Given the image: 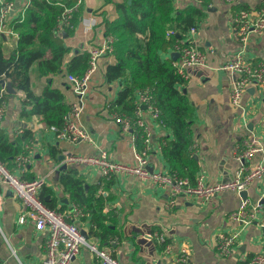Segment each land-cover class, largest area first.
<instances>
[{
	"label": "crops",
	"instance_id": "0c3cea01",
	"mask_svg": "<svg viewBox=\"0 0 264 264\" xmlns=\"http://www.w3.org/2000/svg\"><path fill=\"white\" fill-rule=\"evenodd\" d=\"M56 1L62 4L64 0ZM119 1L82 0L72 32L62 34L63 44L68 48L62 71L41 75L33 65L29 73L33 93L40 94L49 84L63 94L68 108L73 102L79 104L72 123L85 129L89 140L61 139L56 129L45 125L39 116L21 115L22 99L5 89L8 96H4L6 109L0 119V129L10 138L20 134L24 128L31 129L33 133L26 149L28 163L25 168L16 170L13 157L10 169L22 179L27 176L43 179V185L49 189L45 200H53L54 208L64 212L77 202L63 190L59 180L62 173L74 168L86 187L97 184L93 195L97 201L95 204L101 202V210L96 211V217L103 218L104 224L112 230V236L100 242L88 235L92 214L78 203L82 207V215L74 217L73 222L90 242L106 249L120 264H174L182 248L188 250L189 264H244L264 249L261 226L264 222V177L254 178L245 189L246 199L252 205H261V209L249 223H243L228 216L242 200L234 190H222L204 201L194 196L178 195L170 204L168 186L148 182L136 173L120 172L105 179L101 178L95 166L67 162L68 154L98 155L104 152L111 161L134 166L136 155L145 152L147 171L168 173L162 146L160 149L157 147L163 142V136L170 135V130L149 119L146 109H143L141 114L150 133L146 149L138 128L124 131L110 117L113 111L108 109L109 103L116 99L121 88L119 80L107 82L104 78L106 67L116 62L113 54L106 53L98 58L82 94L74 92L65 81L66 62L76 51L87 52L90 44H104L107 38L105 21L119 16L116 6ZM239 1L254 10L264 5V0ZM10 2L13 8L7 25L14 18L23 17L28 5L27 0ZM192 4L191 0H173L176 11ZM196 5L201 13L192 41L204 52L205 65L188 68L185 84L179 88L187 94L193 107L191 128L193 156L197 160L196 177L202 174L205 183L212 184L231 179L241 165L243 174H246L264 159V82L248 86L241 96L239 107L230 104L234 76L219 67L240 46L233 36L232 17L236 9L223 0H204L203 4ZM14 33L6 32L3 38L6 55L13 52L16 45L17 33ZM173 50L169 47L161 56L171 57ZM244 55L250 63L264 65V32L249 34ZM250 136L258 139L262 151L240 163L233 155V148ZM61 154L64 159L59 161ZM62 163H67V166L59 170ZM86 194H91L90 190L85 191ZM21 211V202L7 185L0 183V264H43L46 232L35 230L29 221L18 224L16 219ZM148 230L163 235L164 242L158 243L150 236L152 241L137 242ZM219 231L235 236L233 250L228 255L217 253L215 236ZM166 245L169 251L164 253ZM97 259L96 254L84 246L72 264H97Z\"/></svg>",
	"mask_w": 264,
	"mask_h": 264
},
{
	"label": "trees",
	"instance_id": "16d2710c",
	"mask_svg": "<svg viewBox=\"0 0 264 264\" xmlns=\"http://www.w3.org/2000/svg\"><path fill=\"white\" fill-rule=\"evenodd\" d=\"M75 2L64 0L59 4L56 0H28L24 16H18L5 25L17 33L16 45L8 55L4 53L2 45L6 34L0 32V79L9 81L16 90L24 91L21 115L39 116L45 125L54 127L57 133L63 128V116L69 109L64 96L49 84L40 94L33 93L29 73L33 65L41 75L62 71L68 48L63 44L62 33L56 34L54 28L63 5L72 6ZM199 3L203 4L204 0H199ZM116 6L119 16L105 21V34L113 38L111 54L116 62L106 67L104 78L107 82L119 80L121 88L116 99L109 103L108 109L134 116L137 91L148 89L158 109L159 122L170 130V135L162 137L161 148L168 164V174L186 179L190 185H194L197 160L193 156V107L187 94L179 88L186 80L177 72L173 64L175 60L171 57L163 58L161 53L184 39L189 27L196 26L201 9L192 4L176 11L173 0H120ZM79 7L73 10L71 27L66 28V33H71L75 26ZM232 7L236 11L248 9L240 1L232 4ZM169 30H174L175 34L169 35ZM88 66L89 54L76 51L66 62V72L81 78ZM32 139L33 133L29 128L22 129L14 138L0 129V161L11 167L12 158L24 152V146L29 145ZM59 180L71 199L92 214V225L87 234L100 242L107 241L112 236V230L104 224L101 216L96 217V211L101 210V202L95 204L93 195L98 185L86 187L74 168L62 173ZM87 190L91 194L85 195ZM46 194H49V189L42 185L39 198L48 207L59 211L54 208L53 200H45Z\"/></svg>",
	"mask_w": 264,
	"mask_h": 264
},
{
	"label": "built area",
	"instance_id": "2783aa9c",
	"mask_svg": "<svg viewBox=\"0 0 264 264\" xmlns=\"http://www.w3.org/2000/svg\"><path fill=\"white\" fill-rule=\"evenodd\" d=\"M194 4L199 0H191ZM228 4L237 3L239 0H223ZM28 2V0H27ZM82 0H76L72 6L63 5V10L57 18L55 25V33L60 35L65 32L67 27H71L70 19L73 10L81 5ZM13 3L6 0H0V32L15 35L14 31L5 27L6 21L10 16ZM233 36L240 46L236 52L230 57L224 59L219 69L230 72L234 78L230 89V104L234 107L240 106V99L245 89L250 85H259L264 82V65L262 63H250L245 55V46L250 33L264 32V5L257 10L239 9L232 17ZM197 33L196 26L188 28L184 39L176 42L173 46L174 52H178V57L173 64L177 72L186 80L188 77L187 69L191 67H200L205 65V54L192 41L194 34ZM169 35L175 34L174 30L168 31ZM106 40L102 45H88L87 53L89 54V66L81 78L66 73L65 81L70 88L77 94H82L86 86L90 74L95 70L97 60L101 55L111 53L112 41L111 36L106 35ZM6 94L5 87L0 86V119L4 116L6 103L4 96ZM136 110L134 116H128L116 111L110 114L114 123L122 130L127 131L131 128H138L147 149L150 143V133L144 118L142 110L146 109L149 119L159 122V112L155 107L151 93L148 89L137 91L135 99ZM143 105L146 108H143ZM79 110V104L73 102L63 116L64 125L58 133L61 139L71 140H89L88 132L72 123V116H75ZM161 124V123H160ZM162 125V124H161ZM163 126V125H162ZM20 133V130H18ZM163 143V142H162ZM162 143L158 145L161 148ZM13 158L15 169L23 170L28 163V155L26 149ZM262 151L259 141L256 137L250 136L245 138L242 143L237 144L233 148V155L237 161L243 162L246 158H250L253 154ZM137 163L134 166L125 165L120 162L111 161L104 152L98 155H78L68 156L67 162H75L95 166L98 168L102 177H108L120 172L136 173L141 178L152 183H159L168 186L170 189L169 203L173 204L174 199L178 195L194 196L200 201H204L225 189L240 192L245 190L254 178L264 177V159L259 161L252 170L243 174V165L239 166L234 176L226 181L216 182L212 184L205 183L202 174H198L194 185H190L186 179L171 176L168 173H161L145 169L146 154L145 152L136 155ZM0 183L7 185L13 192L14 196L23 205V211L17 216L18 224L27 221L33 224L35 230H44L46 232L45 250L43 264H72L74 257L79 254L82 247H87L97 256V264H120L110 256L106 249H101L98 245L89 241L81 234L80 229L73 222V218L82 215V207L77 203L72 204L71 208L66 212L58 211L48 207L40 198L39 191L43 185V179L33 178L30 180L22 179L13 170L0 161ZM261 205H252L248 199L244 198L240 201L236 210L231 211L228 216L231 220L249 223L255 218L260 211ZM263 228L264 239V222L261 224ZM150 238L158 243L164 242L163 235L159 233L149 234ZM235 236L219 231L215 236V246L219 255H228L234 247ZM169 251V246L164 247V253ZM174 264H189V254L186 248H182L178 257L174 260ZM244 264H264V249L254 254Z\"/></svg>",
	"mask_w": 264,
	"mask_h": 264
},
{
	"label": "water",
	"instance_id": "95a60500",
	"mask_svg": "<svg viewBox=\"0 0 264 264\" xmlns=\"http://www.w3.org/2000/svg\"><path fill=\"white\" fill-rule=\"evenodd\" d=\"M64 33H65V32L62 33L63 36L65 35ZM177 57H178V52H173V53L171 54V58H172L173 60H175ZM0 84H1V86H4V87H5L6 91H7L9 94H12V95H13V94H17L22 100L25 99L24 91H22L21 89L16 90V89L12 86V84H11L9 81H6L5 79L1 78V79H0ZM143 108H146V106L143 105ZM70 155H71V154H68V156H70ZM58 159H59V161H62V160L64 159V155H63V154L59 155V156H58ZM66 166H67V163H62V165L59 167V170H63V169H65ZM151 169H152V168L149 166V170H151ZM239 194H240V196H241L242 199L246 198V196H247V192H246V190H242V191H240ZM142 231H143V230H140L139 232H142ZM148 233H151L150 230H148L147 232L143 233V234H142V238H139V240H137V242H144V241H146V240H150V241H152V240L149 238ZM81 234H82L84 237H86V235H85L84 233L81 232Z\"/></svg>",
	"mask_w": 264,
	"mask_h": 264
},
{
	"label": "rangeland",
	"instance_id": "374dc122",
	"mask_svg": "<svg viewBox=\"0 0 264 264\" xmlns=\"http://www.w3.org/2000/svg\"><path fill=\"white\" fill-rule=\"evenodd\" d=\"M10 168V167H9Z\"/></svg>",
	"mask_w": 264,
	"mask_h": 264
}]
</instances>
